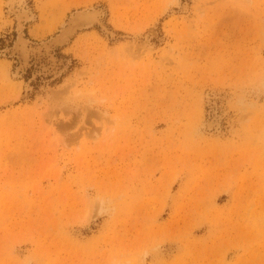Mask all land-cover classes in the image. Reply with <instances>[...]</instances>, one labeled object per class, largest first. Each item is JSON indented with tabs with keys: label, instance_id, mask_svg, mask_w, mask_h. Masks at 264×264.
<instances>
[{
	"label": "rangeland",
	"instance_id": "1",
	"mask_svg": "<svg viewBox=\"0 0 264 264\" xmlns=\"http://www.w3.org/2000/svg\"><path fill=\"white\" fill-rule=\"evenodd\" d=\"M0 264H264V0H0Z\"/></svg>",
	"mask_w": 264,
	"mask_h": 264
},
{
	"label": "bare ground",
	"instance_id": "2",
	"mask_svg": "<svg viewBox=\"0 0 264 264\" xmlns=\"http://www.w3.org/2000/svg\"><path fill=\"white\" fill-rule=\"evenodd\" d=\"M15 10L16 9L13 11ZM15 13L17 17L18 34L14 40L12 52L17 53L19 68L21 67L22 69H25L30 65L29 57L34 59V62L40 61L42 59L41 57H43L44 60L41 61H44V63H41V69L46 71L52 69L53 72L59 73L62 69V66L59 67V65H61V60L58 62L59 59L53 53L54 49L65 45L75 34L90 29L95 24H99L105 33L112 36V31H109L108 28L103 25V10L91 7L74 11L67 17V21L65 20V24L63 23V26L55 36L32 44L22 32L23 24L30 18L29 12L25 8H19Z\"/></svg>",
	"mask_w": 264,
	"mask_h": 264
}]
</instances>
